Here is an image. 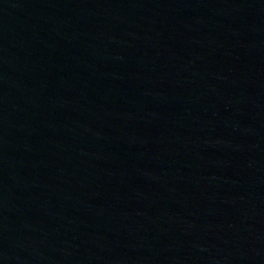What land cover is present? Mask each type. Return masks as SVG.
Masks as SVG:
<instances>
[{
    "label": "water",
    "instance_id": "obj_1",
    "mask_svg": "<svg viewBox=\"0 0 264 264\" xmlns=\"http://www.w3.org/2000/svg\"><path fill=\"white\" fill-rule=\"evenodd\" d=\"M0 264H264V0H0Z\"/></svg>",
    "mask_w": 264,
    "mask_h": 264
}]
</instances>
